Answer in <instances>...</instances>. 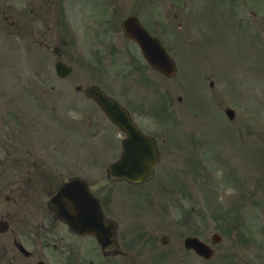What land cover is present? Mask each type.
I'll return each mask as SVG.
<instances>
[{
  "label": "rangeland",
  "instance_id": "374dc122",
  "mask_svg": "<svg viewBox=\"0 0 264 264\" xmlns=\"http://www.w3.org/2000/svg\"><path fill=\"white\" fill-rule=\"evenodd\" d=\"M32 1L0 0V125L14 134L12 127L16 122L12 115L21 114L14 101L16 95L36 92L30 114L34 120L45 121L40 128V138L47 137L42 141L47 140L48 152H57L54 154L58 156L59 149L65 151L58 157L65 158L66 165L72 166L75 162L71 157H75V153L69 139L72 140L74 135L68 134L65 124L69 126V121L65 116L74 118L77 112L74 111L76 107H72L65 113V107L74 94L67 92L66 82L57 80L52 59L42 57L45 49L40 47L47 26L62 15L72 25L78 44H83L80 49L93 42V35L87 29L90 27L87 18L94 2L64 0V9L61 6L55 12L45 9L34 12L30 5ZM43 2L48 5V0H35V8L41 7ZM180 4L193 18L192 38L189 39L192 50L188 49L186 42L181 44L192 55L184 57L188 62L179 66L174 80L160 82L149 73L146 79L142 77V84L138 77L134 83L128 82L132 80L130 66L124 75L118 71L114 75L120 80L119 86L129 90L131 98L144 105L145 115L155 114L158 102L154 101V96L159 99L157 91L160 88L167 92L174 90L175 117L170 111L172 121H175L174 133L171 134L174 136V156L167 164V170L170 173L174 171V175L168 176L165 171L160 176L162 187H166L164 196L174 194V230L178 228V233L183 235L192 231L204 236L220 233L226 239V247L235 249L236 254L242 256L243 264H264V0H181ZM252 12H255L257 21L252 22ZM241 22L247 29L242 28ZM114 28L118 33L119 26ZM57 32L58 29L51 25L49 35L53 37ZM99 32L97 30V34ZM34 37L38 44L32 43ZM87 48L83 54L80 51L85 60L93 57L91 53L95 50L94 44ZM36 73L43 78L50 74L51 79L32 82ZM79 73L85 75L88 71L83 68ZM102 73L98 66V76ZM211 81L214 82L213 87L210 86ZM30 83L35 84L37 91ZM175 85L177 88L173 89ZM52 86L57 90L54 91ZM42 89L47 91L39 95ZM196 95L194 103H191L190 99ZM202 96L206 98L203 107ZM180 97L182 102L178 101ZM160 99L164 100L163 97ZM81 104L79 108L85 118L82 122L85 128L89 122L104 120L102 114L96 113L93 104L84 100ZM40 105L47 110L41 111ZM225 107L236 111L232 124L224 113ZM161 116L167 122L171 119L166 113ZM154 117H146V124H155ZM93 132H96L95 128L82 136L91 146L96 140L88 136ZM238 134L244 144L237 140ZM61 141H66V145L62 146ZM196 142L201 145H196ZM41 150L39 148V152ZM85 150H82V155H85ZM118 151L116 145L114 155ZM108 162L105 161V166ZM94 164L93 160L80 159L84 171H90L89 167ZM243 188L249 191L241 193ZM238 189L240 194H237ZM236 194L246 207L235 214L233 196ZM256 199L262 201L257 202ZM192 206L197 213L195 217L189 213ZM183 210L186 211L184 216ZM157 212L153 214H160V206ZM155 215H141V218L155 220ZM133 217H138L134 215V209ZM181 220L189 223L190 229L181 226ZM239 234H248L243 237L249 239L248 242L235 236Z\"/></svg>",
  "mask_w": 264,
  "mask_h": 264
},
{
  "label": "flooded vegetation",
  "instance_id": "af4514ba",
  "mask_svg": "<svg viewBox=\"0 0 264 264\" xmlns=\"http://www.w3.org/2000/svg\"><path fill=\"white\" fill-rule=\"evenodd\" d=\"M117 1L121 2L120 11L142 14L139 18L144 26L161 41L173 60L177 59V40L186 42L192 48V18L179 7L180 0ZM50 2L47 6L51 10ZM112 6H115L114 3ZM90 11L87 18L89 25L110 29L113 11L110 13L103 9L104 15L98 13L100 10ZM55 40L59 43L57 47ZM108 41L118 49L112 46L114 61L117 58L120 62L124 55L129 62L139 60L134 42L114 32ZM43 43L44 48L53 54L55 64L61 61L74 68L68 76L57 75L59 82L67 83V92L76 95L67 100L66 109L76 107L78 113L77 107H81L83 98L94 101L93 94L101 88L108 96L111 94L103 87L107 85L106 80L98 76L89 61L84 63L87 74L76 72L75 64H82L83 58L63 36L54 35V39H45ZM112 51H106L105 55L111 57ZM91 54L93 57L90 60L97 57V53ZM43 79V82L49 81L50 74ZM52 89L57 90L56 86ZM46 91L42 89V94ZM64 97L68 99L66 95ZM15 122V127H12L14 134L0 125V264H168L169 258L170 264H242L231 249L221 248L225 243L221 236L215 239L212 236L198 237L213 248V256L209 259L194 250L183 249L181 240H174V194L164 196L166 187L148 185L155 177L142 185H134L110 176L108 169L82 170L81 151L84 143H89L82 139L83 129L88 132L94 129L92 122L87 123L85 128L75 117L69 121V126L65 124L68 134L74 135L70 141L80 151L71 157L75 162L72 166L66 165L65 158H51L50 151L46 149L47 140L40 141V131L33 134L29 122L22 126L19 121ZM107 124L104 122V127L97 126L92 135L99 139L108 134L114 127ZM105 128L109 131L99 133ZM162 141L156 140L159 165L162 166L160 174L169 172L168 160L174 156V139ZM65 144L66 141H61L62 146ZM111 144L110 138L104 140L105 148ZM39 148L43 151L39 152ZM96 155L85 153L86 158L98 160ZM171 173L174 174V171ZM132 199L143 206L157 203L164 215L159 214L155 220L130 217ZM143 206H138V209L141 211ZM87 230L97 232L100 237Z\"/></svg>",
  "mask_w": 264,
  "mask_h": 264
},
{
  "label": "water",
  "instance_id": "95a60500",
  "mask_svg": "<svg viewBox=\"0 0 264 264\" xmlns=\"http://www.w3.org/2000/svg\"><path fill=\"white\" fill-rule=\"evenodd\" d=\"M125 30L128 34L130 35H136L139 41L142 42L144 45L143 40L139 38L137 29L134 27H131L130 22H127L124 24ZM154 66L162 69L164 72L168 74L173 73V67L170 65L166 64H156L153 63ZM175 71V70H174ZM109 113L111 116H113V120H115L118 124H120L123 129L129 132L131 136L130 144L136 143V144H143L145 143L146 137L133 125L132 121L128 117L127 113L123 111L121 108L115 106L114 108H109L108 109ZM133 158L130 159L129 158ZM146 157V154H145ZM148 161V159H146ZM144 159V155L139 154L134 157V155H124L123 159L114 165L113 169L117 170L119 176H124L129 178L131 181L134 182H139L140 180L145 179L146 177L149 176V171H150V165L148 167H145L146 161ZM151 161V160H150ZM147 165V164H146ZM147 169V170H145ZM140 171L138 174L137 172Z\"/></svg>",
  "mask_w": 264,
  "mask_h": 264
}]
</instances>
